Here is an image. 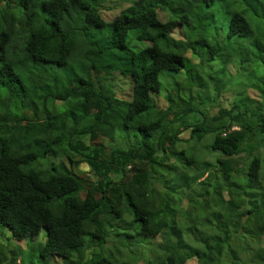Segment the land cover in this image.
I'll use <instances>...</instances> for the list:
<instances>
[{"label": "trees", "instance_id": "16d2710c", "mask_svg": "<svg viewBox=\"0 0 264 264\" xmlns=\"http://www.w3.org/2000/svg\"><path fill=\"white\" fill-rule=\"evenodd\" d=\"M104 1L0 0V264H264V0Z\"/></svg>", "mask_w": 264, "mask_h": 264}, {"label": "rangeland", "instance_id": "374dc122", "mask_svg": "<svg viewBox=\"0 0 264 264\" xmlns=\"http://www.w3.org/2000/svg\"><path fill=\"white\" fill-rule=\"evenodd\" d=\"M129 0H107L104 1L100 6V14L105 20H109L116 14L123 6L127 5ZM163 72H159L158 77L161 81L163 80ZM121 89L125 92L126 98L130 97L129 92V82L126 81L122 84ZM230 94V93H229ZM229 94L227 98H229ZM249 94H254L253 91H250ZM158 104L162 105L164 100L161 95L157 96ZM45 230L41 228L37 235L34 237L25 236L21 240H15L10 236L9 229L5 225H0V244L3 250L8 252L9 250H13L19 254H22L24 257H28L31 254L32 250H34L33 257L35 258V246L38 242H42L44 239ZM26 243V245H25ZM21 249V250H19Z\"/></svg>", "mask_w": 264, "mask_h": 264}]
</instances>
